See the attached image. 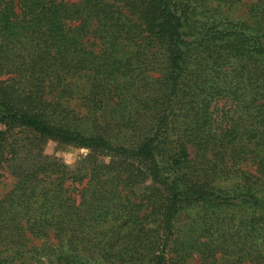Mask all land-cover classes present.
Instances as JSON below:
<instances>
[{
    "label": "trees",
    "instance_id": "obj_1",
    "mask_svg": "<svg viewBox=\"0 0 264 264\" xmlns=\"http://www.w3.org/2000/svg\"><path fill=\"white\" fill-rule=\"evenodd\" d=\"M209 1L0 0V264H264V0Z\"/></svg>",
    "mask_w": 264,
    "mask_h": 264
},
{
    "label": "rangeland",
    "instance_id": "obj_2",
    "mask_svg": "<svg viewBox=\"0 0 264 264\" xmlns=\"http://www.w3.org/2000/svg\"><path fill=\"white\" fill-rule=\"evenodd\" d=\"M253 1L254 0H243L235 5L223 4L222 8L223 11L230 13V20L236 23L241 19H245L247 8L253 3ZM209 3L210 5L215 6L216 2L210 0ZM44 152L49 155L57 156L70 165H73L80 157H85L89 153L86 149H80L71 145L58 144L55 141H48L44 147ZM12 186L13 178L0 163V199L12 188ZM171 264H174V262H171ZM187 264H202V261L195 255L188 260Z\"/></svg>",
    "mask_w": 264,
    "mask_h": 264
}]
</instances>
